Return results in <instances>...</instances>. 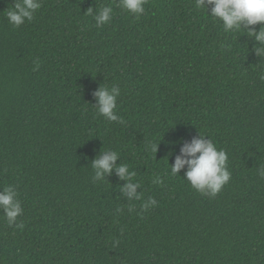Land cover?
<instances>
[{"label":"trees","instance_id":"16d2710c","mask_svg":"<svg viewBox=\"0 0 264 264\" xmlns=\"http://www.w3.org/2000/svg\"><path fill=\"white\" fill-rule=\"evenodd\" d=\"M116 3L42 0L16 28L14 0H0V193L14 185L24 209L22 230L0 209V264H264L259 45L195 0H148L139 18ZM106 5L113 18L96 28L88 10ZM113 84L124 124L97 114L95 92ZM199 133L228 154L231 179L215 197L191 188L186 167L171 175ZM109 149L136 173L141 201L114 170L93 181Z\"/></svg>","mask_w":264,"mask_h":264},{"label":"clouds","instance_id":"9594fccd","mask_svg":"<svg viewBox=\"0 0 264 264\" xmlns=\"http://www.w3.org/2000/svg\"><path fill=\"white\" fill-rule=\"evenodd\" d=\"M148 0H117L116 7L128 12L135 18H139L145 13L144 5ZM42 7V0H14L12 8L7 10L6 16L8 22L13 27H20L26 21L32 22L35 13ZM197 10L210 9V17L222 23L225 33L239 32L245 30L248 37L254 38L259 47H256L255 54L258 57H264V0H195ZM89 15L93 16L96 28H101L111 22L114 9L111 5L101 6L98 11L89 9ZM260 25L259 30H256ZM33 71L40 67L39 61H35ZM264 81V75L260 76ZM95 99L98 102L97 114L109 122L124 124L123 117L116 114L117 99L120 96V88L113 84L111 87L101 86L95 92ZM158 144L151 146L153 152H157ZM119 154L113 150H105L102 155L97 157L91 164L94 171L93 181H104V177L110 175L113 170L117 176L126 181L121 187L122 194L128 201H141L143 194L137 192L140 188L139 182H133L136 173L130 171L127 164H116ZM228 154L224 149H218L216 144L207 136L200 134L190 143H185L180 149V155L176 156L174 164L171 165V175L179 176L182 169L184 180L191 188L201 195L215 197L222 188L228 184L231 179V172L227 167ZM261 178H264V165L258 169ZM152 183L162 184L163 180L157 175ZM19 193L14 185H8L0 193V209L3 210L4 219L9 227L15 225L21 230L24 228L23 222L17 223L18 218L23 215L24 209L21 201L18 199ZM157 201L149 197L142 204V208L147 210L154 207ZM132 210V206H129ZM119 212L120 209H117Z\"/></svg>","mask_w":264,"mask_h":264}]
</instances>
